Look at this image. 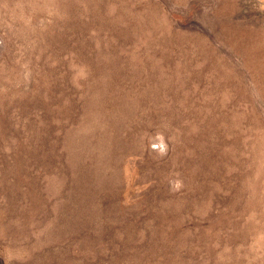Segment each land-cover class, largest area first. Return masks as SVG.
<instances>
[{"label": "rangeland", "instance_id": "obj_1", "mask_svg": "<svg viewBox=\"0 0 264 264\" xmlns=\"http://www.w3.org/2000/svg\"><path fill=\"white\" fill-rule=\"evenodd\" d=\"M0 264H264V0H0Z\"/></svg>", "mask_w": 264, "mask_h": 264}]
</instances>
